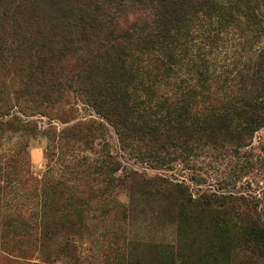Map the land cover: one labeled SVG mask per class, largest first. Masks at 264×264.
I'll list each match as a JSON object with an SVG mask.
<instances>
[{
  "label": "trees",
  "instance_id": "obj_1",
  "mask_svg": "<svg viewBox=\"0 0 264 264\" xmlns=\"http://www.w3.org/2000/svg\"><path fill=\"white\" fill-rule=\"evenodd\" d=\"M263 22L264 0H0V121L10 118L18 131L36 135L37 122L21 116L63 121L76 111L65 108L73 99L98 117L69 127L86 146L107 124L124 150L153 167L236 153L264 128V47L224 80L225 95L217 91L221 76L198 62L210 27L249 31L248 44L264 34ZM192 68L198 81L180 80ZM120 170L107 156L101 181L114 184ZM178 187L187 203L204 200ZM40 206L42 219L29 229L59 248L55 262L71 264L83 223L78 208L59 195ZM241 215L242 253L247 263H264V223L256 211ZM229 225L214 219L211 229ZM15 229L5 224V235Z\"/></svg>",
  "mask_w": 264,
  "mask_h": 264
},
{
  "label": "rangeland",
  "instance_id": "obj_2",
  "mask_svg": "<svg viewBox=\"0 0 264 264\" xmlns=\"http://www.w3.org/2000/svg\"><path fill=\"white\" fill-rule=\"evenodd\" d=\"M212 27L205 61L197 62L221 76L217 91L225 95L224 80L249 66L264 34L247 44L249 31L215 33ZM182 79L198 81L196 69H184ZM65 108L76 111L63 121L21 116L37 122L36 135L18 131L10 118L0 121V264H66L55 262L59 248L29 229L42 219V199L52 195L69 199L82 218L71 264H251L242 253L241 214L256 211L264 223V128L236 153L209 152L158 168L124 150L107 124L94 146L76 141L69 127L98 117L73 99ZM109 155L121 164L114 184L101 181L99 172ZM178 186L192 201L204 200L187 203ZM207 200L209 207L201 206ZM214 219L230 225L212 230ZM5 224L17 229L6 236Z\"/></svg>",
  "mask_w": 264,
  "mask_h": 264
}]
</instances>
